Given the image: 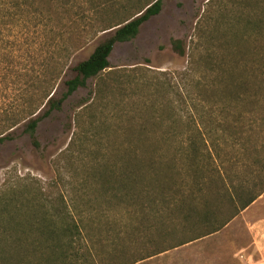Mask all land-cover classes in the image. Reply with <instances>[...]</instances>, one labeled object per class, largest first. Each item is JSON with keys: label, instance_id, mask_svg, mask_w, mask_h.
<instances>
[{"label": "rangeland", "instance_id": "rangeland-1", "mask_svg": "<svg viewBox=\"0 0 264 264\" xmlns=\"http://www.w3.org/2000/svg\"><path fill=\"white\" fill-rule=\"evenodd\" d=\"M19 1L21 20L7 26L0 20V133L14 136L0 143V198L7 200L13 191L22 200L24 196L44 200L43 192L52 198L64 195L72 210L79 207L74 215L88 229V244L96 243L91 250L99 264L116 249L115 240L128 250V259L140 251L123 244L122 238L129 236L124 226L129 218L122 220L121 210L108 216L107 198L99 193L97 182L96 190L85 185L94 180L92 172L109 161V144L125 140L116 132L121 126L132 121L137 130L146 121L158 122L161 127L152 125L153 136L160 138L167 127H184L193 120L204 127L208 112L234 121L228 114L241 110L252 140L264 143V99L241 90L244 102L234 103L229 91L233 84L217 68L219 61L231 59V47L237 43L230 31L222 32L227 26L220 24L221 16L230 21L241 13V0H163L162 11L141 26L136 38L114 46L111 66L102 74L108 87L102 86L98 94L101 77L90 78L86 87L39 123L36 148L25 128L31 117L49 108L43 102L46 80H51L55 98H62L65 81L73 75L71 66L89 58L99 42L113 34V29L102 30L124 0ZM16 2L7 0L6 15ZM174 39L184 42V56L173 49ZM250 43L246 42V51ZM207 59L216 67L204 79L209 73ZM205 84L213 86L206 91ZM31 111L36 113L32 116ZM185 133L176 136L186 138ZM219 141L225 152V139ZM114 218L122 223L117 228L108 225ZM247 220L239 214L211 236L134 264H255L247 257L252 251ZM130 231V237H147L145 232ZM120 257L125 260L123 254Z\"/></svg>", "mask_w": 264, "mask_h": 264}, {"label": "trees", "instance_id": "trees-1", "mask_svg": "<svg viewBox=\"0 0 264 264\" xmlns=\"http://www.w3.org/2000/svg\"><path fill=\"white\" fill-rule=\"evenodd\" d=\"M240 2L243 9L232 20L221 16L220 24L227 26L222 32L230 31L237 43L231 47V59L217 63L223 78H230L233 84L229 91L234 103L244 102L241 90L246 96L253 94L264 99V0ZM6 3L7 0H0L3 26L21 20L23 14L17 0L14 11L6 15ZM162 8L163 0H124L102 30L113 29V34L99 42L89 58L71 66L73 75L65 81L62 98H55L52 82L46 80L43 102L46 100L49 108L41 116L31 117L25 128L36 148H40L36 135L39 123L59 110L80 87H86L90 78L101 77L98 94L103 91L102 86L108 87L102 74L111 66L109 57L114 46L136 38L141 26ZM125 12H129L127 17ZM248 41L251 47L246 51ZM172 43L177 53L186 54L182 40L174 39ZM205 63L209 73L204 79H208L216 66L209 59ZM212 86L205 84L202 89L209 91ZM208 113L204 127L193 120L184 127H167L165 136L160 138L153 136L156 128L152 125L161 127L158 122L146 121L135 130L131 121L116 130L125 140L117 146L109 144V161L100 164V171L96 168L91 174L94 180L85 185L96 190L97 182L99 193L107 198L108 216L121 210V219L129 218L124 223L129 236L122 238L123 244L140 251L128 259V250L115 240L116 249L108 253L109 259L102 257V264H134L211 236L264 193V143L259 145L252 140L250 127L242 123L243 111L227 113L234 121H222L214 112ZM184 132L188 137L176 136ZM13 138L12 133H0V143ZM220 139H225V152ZM42 196L44 200L25 196L22 200L13 191L7 200L0 198V264H99L91 250L96 243L88 244V229L74 215L73 210L79 212V207L74 205L72 210L62 194L52 198L43 192ZM116 219L108 222L109 227L122 224ZM130 230L145 232L147 237H130ZM121 254L124 261H120Z\"/></svg>", "mask_w": 264, "mask_h": 264}, {"label": "crops", "instance_id": "crops-1", "mask_svg": "<svg viewBox=\"0 0 264 264\" xmlns=\"http://www.w3.org/2000/svg\"><path fill=\"white\" fill-rule=\"evenodd\" d=\"M239 214L246 216L248 219V229L252 237L249 245L252 251L248 252L247 257L255 264H264V193Z\"/></svg>", "mask_w": 264, "mask_h": 264}]
</instances>
